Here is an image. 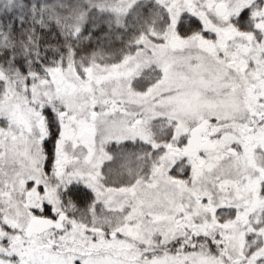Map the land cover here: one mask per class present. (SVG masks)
<instances>
[{"label":"snow or ice","instance_id":"1","mask_svg":"<svg viewBox=\"0 0 264 264\" xmlns=\"http://www.w3.org/2000/svg\"><path fill=\"white\" fill-rule=\"evenodd\" d=\"M0 264H264V0H0Z\"/></svg>","mask_w":264,"mask_h":264}]
</instances>
